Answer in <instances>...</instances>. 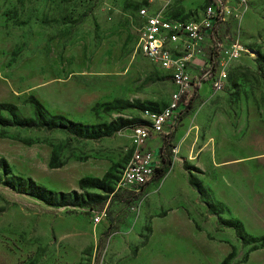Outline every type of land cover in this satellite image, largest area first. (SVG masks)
I'll list each match as a JSON object with an SVG mask.
<instances>
[{"label":"rangeland","instance_id":"374dc122","mask_svg":"<svg viewBox=\"0 0 264 264\" xmlns=\"http://www.w3.org/2000/svg\"><path fill=\"white\" fill-rule=\"evenodd\" d=\"M147 4L182 21L204 17V0H0V102L11 99L17 106L15 115L0 110V158L9 164V173L4 176L0 168V177H31L53 193L76 190L84 202L47 204L0 180V264H218L229 244L232 256L226 264H247L240 260L258 240L239 237L229 225L231 219L243 222L235 209L246 178L240 166L206 165V177L217 179L214 192L229 207L216 202L204 172L188 165L186 155L179 160L178 152L171 153L172 160L182 162L190 186L187 181L180 186L182 177L173 165L138 200L125 204L113 197L125 195L116 186L131 155L129 124L145 108H163L174 90L137 50V9ZM223 4L229 13L215 28V71L222 69L226 82L220 91L201 83L191 110L200 113L191 115L197 120L191 134L196 144L203 145L211 117L218 118L213 130L222 123L229 132L217 158L244 154L242 147L231 146L232 133L252 121L264 127V0H246L241 7L237 0ZM209 38L205 55L212 50ZM232 48H238V56L230 54ZM30 94L44 105L47 120L63 115L111 132L90 138L63 128L21 126V118H34ZM191 113L184 116L178 137ZM51 153L62 166H48ZM85 176L103 180L80 188L78 180ZM181 200L187 215L182 228L176 217ZM103 209L107 218L95 223L94 212ZM169 209L172 213L164 215Z\"/></svg>","mask_w":264,"mask_h":264},{"label":"built area","instance_id":"2783aa9c","mask_svg":"<svg viewBox=\"0 0 264 264\" xmlns=\"http://www.w3.org/2000/svg\"><path fill=\"white\" fill-rule=\"evenodd\" d=\"M245 1L237 0V6H243ZM203 13V19L194 22L175 19L167 15L164 8L154 9L150 4L137 10L141 18L137 50L169 76L174 90L163 108L143 109L141 121L129 126L131 155L121 170L116 186L119 192L137 194L145 188L160 163V147L167 136L176 131L191 96L198 94L203 83L201 72L208 74L210 52L205 55L203 44L205 38L209 41L215 20L229 10L223 0H213L204 7ZM238 51L232 48L230 54L238 56ZM207 81L213 91H220L226 82V73L222 69L214 70ZM177 152V147L173 146L171 153ZM106 218L105 209L94 212L95 223Z\"/></svg>","mask_w":264,"mask_h":264},{"label":"crops","instance_id":"0c3cea01","mask_svg":"<svg viewBox=\"0 0 264 264\" xmlns=\"http://www.w3.org/2000/svg\"><path fill=\"white\" fill-rule=\"evenodd\" d=\"M36 86V85H35ZM34 85L31 87H35ZM5 102H13L11 99H6ZM190 120L187 126L184 128L182 135L180 137L177 136L178 128L182 125V120L190 113ZM198 115L200 114L199 111H189L185 117L180 119V124L177 127L174 134L175 146L178 148V159L180 157L185 158V155L188 156L187 163L188 165H193L198 171L204 172L203 181L204 184L209 188L211 195L215 198L216 202L221 205L222 207H229V202L227 200L221 199L217 197V191L213 190L214 183L216 182V177L210 179L207 173L206 165L212 166L213 168L223 167V166H230L235 167L238 169L240 166L241 170L243 171L246 178L243 180L244 184L241 188H238L237 195H236V206L235 209L238 212H241L240 215H237L243 222L241 223L248 234L253 237L264 236V127L261 126L259 123H254L253 121L250 122L245 129L241 133L236 132L232 133L230 136L232 140L235 139L232 147H242L244 149V154L242 155H226L217 158L216 157V149L219 147L227 146L228 143L227 138L229 136V132H225L222 129V123H219V129L214 128L213 130V123L218 121V118L209 119V130L206 132L205 139L203 145L196 144L195 138L192 137L194 127L196 126L195 123L197 122L196 119L191 117V115ZM207 114V113H206ZM194 115V116H195ZM222 118V117H221ZM220 119V118H219ZM207 120V119H206ZM205 120V121H206ZM216 122L214 123L216 125ZM194 124V125H193ZM195 136V134H194ZM160 154V152H159ZM179 160L173 161L172 166L176 165L179 175L182 177V183L180 186H184L183 183L187 181L185 177L183 178V174L181 169L182 162L180 163ZM182 161V160H181ZM249 161H253L252 164H248ZM168 171V172H169ZM228 176L225 177V180ZM192 178L188 176V181L185 182L190 186ZM210 180V181H208ZM206 182V183H205ZM210 182L211 184H209ZM149 186V185H148ZM182 200L179 202L177 209L181 210L179 214L176 215L178 218V223L182 228L183 225H186L185 219L187 218L186 209L181 204ZM176 209V210H177ZM172 213V210L166 211L164 215H168ZM243 212V213H242ZM186 217V218H185ZM189 233H193V229L188 231ZM233 244H229V246ZM230 249V247H229ZM227 252V251H225ZM242 262L247 264H264V245L257 249L248 251L246 253L245 259L241 260Z\"/></svg>","mask_w":264,"mask_h":264},{"label":"trees","instance_id":"16d2710c","mask_svg":"<svg viewBox=\"0 0 264 264\" xmlns=\"http://www.w3.org/2000/svg\"><path fill=\"white\" fill-rule=\"evenodd\" d=\"M204 1H205V5H204L205 7L207 4H210L213 0H204ZM219 22H220V18H217L210 32V37L213 41L212 50L210 52V65L208 67V74L204 75L203 71L201 72L202 82L207 81L211 77L217 65V60H216L217 46L216 45L219 43V39L216 36L215 28L219 24ZM163 75L165 78H167L170 81V78L167 74L163 73ZM198 87L199 85L197 86V88ZM197 96H198L197 93L191 96L190 101L185 106V108L183 109L180 115L181 120L190 110H192V104ZM28 100L34 106V118L33 119L21 118L19 120V124L21 126H24V127L46 126L48 128H63L71 133H74L75 135H80V136L90 137V138L100 137L103 135H107L111 132V130H108V129L106 130V129H100L99 127L94 128V127H89L87 125H81L80 123L75 122L71 119H68L64 117L63 115H53L52 119L47 120L44 118L45 108L42 102L32 94L29 95ZM16 107L17 106L13 102H0V110L7 109L11 115H15ZM151 110H155V109H151ZM53 119H61L62 121L56 122ZM139 121H141L140 118H137L136 120H133L129 124V126ZM173 140H174V134L168 135L165 141L163 142L162 146L160 147V150H159L160 163L158 164V166H156L155 172L152 178L150 179V181L145 185V188L140 193H137V194L115 195L113 196L114 199H117L118 201L123 202L125 204L136 201L141 197L142 193L145 191L148 185L162 179L163 176L169 171L172 165L171 148L175 146ZM62 165H63V162H60V161L56 162L54 153H51L48 166L50 168H56ZM0 168L2 169V174L4 176H6L9 173V164L3 157L0 158ZM14 177L16 181L6 180L4 177H0V180H2L4 184L10 185L16 188L20 192L27 193V194H30V195H33L35 197L42 199L47 204H55V205L70 204V205L76 206V205H81L84 203L80 201L81 200L80 196L77 194L76 190H71L70 192L53 193L51 192V190H48L44 186H41L38 183H36V181L31 177H26V178H23L21 176H14ZM102 180L103 178L85 176V177H81L78 180V185L80 188L100 186L102 183ZM90 208L93 209V207L91 206ZM230 223H233V225ZM229 225L235 229V232L238 236L241 233L242 235L247 236L249 240H252V241L258 240L257 243L252 244L249 247L248 251L257 249L264 245V236H259V237L251 236L243 229L242 224L238 220L236 219L229 220ZM232 249H233V246L230 245V251L222 258V260L218 264L227 263L228 259L232 256ZM236 263L237 262H234L232 264H236Z\"/></svg>","mask_w":264,"mask_h":264}]
</instances>
